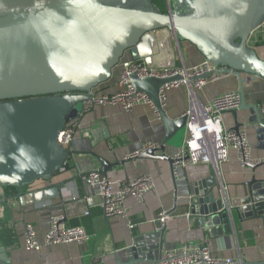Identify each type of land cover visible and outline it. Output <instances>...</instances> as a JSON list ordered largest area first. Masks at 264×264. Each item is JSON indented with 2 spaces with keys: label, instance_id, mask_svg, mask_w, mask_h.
Returning a JSON list of instances; mask_svg holds the SVG:
<instances>
[{
  "label": "water",
  "instance_id": "water-1",
  "mask_svg": "<svg viewBox=\"0 0 264 264\" xmlns=\"http://www.w3.org/2000/svg\"><path fill=\"white\" fill-rule=\"evenodd\" d=\"M263 23L264 0H167L166 10L155 0H0V187L15 186L14 196L22 199L26 187L63 169L73 156L59 141L67 121L80 113L94 88L113 77L127 53L153 65L152 34L160 30L196 46L213 67L191 76L187 71L167 77L131 75L166 129L161 144L147 146L134 157L167 160L175 174L176 160L167 148L179 145L188 115H169L163 87L187 81L193 88L217 74L238 78L242 100L240 108L232 110L233 129L239 131L244 124L238 120V110L247 109L258 139L264 140L260 108L248 105L244 95V83L264 79V58L250 42ZM99 159L104 173L124 164ZM261 163L246 165L256 169ZM61 186L31 193L30 201L55 198ZM248 188L247 196L231 202L213 175L202 191H195L190 214L202 226L227 232L232 230L234 212L240 220L260 218L264 224V181L253 177ZM166 228L167 224L134 238L118 264L163 263ZM236 264H264V260Z\"/></svg>",
  "mask_w": 264,
  "mask_h": 264
},
{
  "label": "crops",
  "instance_id": "crops-1",
  "mask_svg": "<svg viewBox=\"0 0 264 264\" xmlns=\"http://www.w3.org/2000/svg\"><path fill=\"white\" fill-rule=\"evenodd\" d=\"M152 38L155 66L174 65L191 69L206 60L196 46L188 41L179 42L168 30L157 31ZM252 39L257 40V45L261 42L256 50L264 58V23L254 32ZM124 57L132 58L130 53ZM117 80L118 67L114 69L113 77L100 88L104 92H113L118 89ZM192 89L202 103H209L228 91H240L238 78L233 74L213 75L206 78L200 87L195 85L191 88L189 84L171 86L165 91L164 103L171 117H178L190 109ZM244 95L248 105L260 106L264 102V79L244 83ZM261 115L264 122V113L261 112ZM250 116L249 110H238V120L244 122L241 129L251 145L249 161L262 162L256 169L242 164L238 152L231 150L229 159L220 167L211 163L186 166L175 163L174 174L167 160L132 157L147 146L161 144L165 137L164 122L153 105L142 102L131 111L112 104L94 107L83 116L82 125L69 146L73 156L63 169L48 180L40 179L26 187L22 199L14 196L17 189L7 196L5 189L0 187V264H118L124 260L125 249L134 238L159 229L158 219L162 212H169L171 216L164 235L168 243L165 255L190 243L194 246L207 245L216 258H232L241 262L264 260L262 219L251 217L240 220L234 212L232 230L227 232L221 227L202 226L190 214V202L195 191H202L206 180L213 175L218 177L225 196L231 202L249 194L248 183L253 177L264 181V140L258 139L255 124L249 122ZM222 123L225 128H234L236 118L233 111L223 112ZM186 133L178 146L167 148L169 154L174 156L181 150ZM99 157L111 163L124 161V164L113 167L107 173L102 171L115 186L143 175H149L154 180L153 189L144 197L127 198L128 217H107L99 205L101 196L98 190L82 179L84 173L101 168ZM55 184H62L61 194L57 197L30 201L31 193H39ZM89 196L94 200L93 207L88 203ZM88 211L90 214H86ZM59 215L66 216L68 226H83L91 238L82 244H46L50 223ZM130 222L135 227H130ZM27 224H31L37 232L42 244L40 249L27 245Z\"/></svg>",
  "mask_w": 264,
  "mask_h": 264
},
{
  "label": "built area",
  "instance_id": "built-area-1",
  "mask_svg": "<svg viewBox=\"0 0 264 264\" xmlns=\"http://www.w3.org/2000/svg\"><path fill=\"white\" fill-rule=\"evenodd\" d=\"M259 28V27H258ZM257 30V29H256ZM254 30V32L256 31ZM252 33L250 42L252 41ZM118 67V89L113 92H104L98 86L90 92V96L83 104L80 113L67 121L64 129L59 134V141L69 148L72 138L82 125L83 116L99 105H119L123 110L131 111L142 102L153 105L151 99L134 86L131 75L137 74L141 78L167 77L187 71L188 75L204 73L212 69V63L205 60L200 66L191 69L183 67H158L150 65L145 59L122 58ZM204 80L194 84L202 86ZM189 84L187 81L172 83L163 87L162 99L165 103L167 88L174 85ZM190 86V85H189ZM192 88V87H191ZM190 90L191 106L187 111L188 122L186 137L181 150L173 156L176 164L184 166L189 164L211 163L218 167L229 159L230 151L236 150L240 161L245 164L250 160L251 145L246 133L240 129L225 128L222 123V114L240 108L242 94L240 91H228L214 98L209 103H202L195 92ZM154 106V105H153ZM264 113V102L259 106ZM156 146V145H153ZM137 154V153H136ZM135 154V155H136ZM133 155L132 157H134ZM131 158V157H129ZM82 179L93 188L98 190L101 196L100 207L107 217H128L126 201L129 196L142 198L154 187V180L149 175H143L122 182L119 186L110 180L100 169H94L82 175ZM90 207L94 206L91 196L87 198ZM43 206V205H42ZM90 214V211L86 212ZM170 214L162 212L159 216V229L162 228L170 218ZM66 216L59 215L53 218L50 229L47 232L45 243H85L91 235L83 226H68L65 222ZM130 227H135L132 222ZM26 243L30 248L40 249L42 244L37 238V232L31 224L26 226ZM163 264H203V263H226L236 264L241 261L232 258H216L207 245L194 246L185 244L179 249L168 252Z\"/></svg>",
  "mask_w": 264,
  "mask_h": 264
},
{
  "label": "rangeland",
  "instance_id": "rangeland-1",
  "mask_svg": "<svg viewBox=\"0 0 264 264\" xmlns=\"http://www.w3.org/2000/svg\"><path fill=\"white\" fill-rule=\"evenodd\" d=\"M155 2L158 4V6H160L163 10L167 9V0H155ZM259 40V39H258ZM257 40L256 39H252L251 44L253 47L257 48L258 45L261 44V42L257 45ZM256 44V45H255Z\"/></svg>",
  "mask_w": 264,
  "mask_h": 264
},
{
  "label": "trees",
  "instance_id": "trees-1",
  "mask_svg": "<svg viewBox=\"0 0 264 264\" xmlns=\"http://www.w3.org/2000/svg\"><path fill=\"white\" fill-rule=\"evenodd\" d=\"M264 43V42H262ZM16 187L15 186H7L5 187V195L9 196V195H12L16 192Z\"/></svg>",
  "mask_w": 264,
  "mask_h": 264
}]
</instances>
